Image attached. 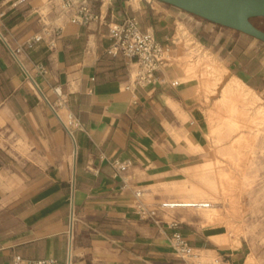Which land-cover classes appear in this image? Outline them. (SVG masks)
I'll list each match as a JSON object with an SVG mask.
<instances>
[{
    "label": "crops",
    "instance_id": "0c3cea01",
    "mask_svg": "<svg viewBox=\"0 0 264 264\" xmlns=\"http://www.w3.org/2000/svg\"><path fill=\"white\" fill-rule=\"evenodd\" d=\"M126 17L174 56L177 34L187 35L224 66L213 67L264 92V42L161 1L106 0L99 21L63 18L54 49L40 42L14 56L52 14L47 0H0V264L14 256L60 264H179L170 229L141 219L133 192L141 191L148 206L169 201L163 187L194 198L185 180L201 169L206 143L196 120L205 108L194 82L177 80L184 76L177 64L156 73L164 83L131 82L127 58L107 52V24ZM254 21L264 30V18ZM55 89L64 100L57 111L79 122L72 138L50 108ZM113 159L128 163L125 187L112 174ZM185 208L197 209H179ZM175 210L157 216L178 221L191 246L227 256L191 215Z\"/></svg>",
    "mask_w": 264,
    "mask_h": 264
},
{
    "label": "rangeland",
    "instance_id": "374dc122",
    "mask_svg": "<svg viewBox=\"0 0 264 264\" xmlns=\"http://www.w3.org/2000/svg\"><path fill=\"white\" fill-rule=\"evenodd\" d=\"M253 23L257 22L253 19ZM175 41L178 54L169 52V64L183 70L184 76L177 80L195 84L197 98L205 108V117L196 120V125L206 148L198 160L200 171L185 180V190L194 198L183 200L171 188L163 187L165 199L183 200V205L209 203L207 208L175 211L191 215L213 241L212 247L226 251L225 259L234 264H264V92L244 88L243 97L226 96L222 88L232 76L213 67L222 68L223 64L185 34H177ZM221 92L223 103H219ZM59 112L65 119V110ZM200 252L207 263L219 257L216 252Z\"/></svg>",
    "mask_w": 264,
    "mask_h": 264
},
{
    "label": "built area",
    "instance_id": "2783aa9c",
    "mask_svg": "<svg viewBox=\"0 0 264 264\" xmlns=\"http://www.w3.org/2000/svg\"><path fill=\"white\" fill-rule=\"evenodd\" d=\"M49 9L52 14L51 21L44 22V25L37 33L30 36L12 53L14 56L22 48H31L36 43H44L49 50L54 49L57 40L61 38L63 26L61 20L67 18L70 23L87 25L92 21L101 19V8L105 5L106 0H47ZM96 2H99L97 4ZM108 34L111 40L107 47V52L113 56L121 55L127 58L132 66L130 79L133 84L140 87L155 86L165 82V78L156 75L163 66L169 63L170 50L162 47L155 37L147 31H141L138 21L133 17H126L119 22L110 21L108 24ZM40 73L44 69L39 66ZM177 81H172V86L177 85ZM55 93L58 98L54 104H49L50 108L57 116L58 120L66 130L67 134L72 138V131L79 127L77 118L70 112H66L65 119L62 118L57 109L62 108L64 100L57 89ZM112 174L115 178H119L122 187L126 186V171L128 163L124 160L113 159L110 162ZM134 209L141 219L148 220L158 227L166 225L170 229V246L174 256L178 259L179 264H234L224 257H217L212 262H204L202 260L199 249L191 246L188 239L181 231L180 223L170 219L163 221L158 218V211H169L182 207L191 208H207L208 203H194L183 206L175 201H163L153 206H148L142 199L141 191H134ZM11 264H60L55 259H36L27 260L20 256H14ZM63 264H70L67 260Z\"/></svg>",
    "mask_w": 264,
    "mask_h": 264
},
{
    "label": "water",
    "instance_id": "95a60500",
    "mask_svg": "<svg viewBox=\"0 0 264 264\" xmlns=\"http://www.w3.org/2000/svg\"><path fill=\"white\" fill-rule=\"evenodd\" d=\"M264 42V30L253 23L264 18V0H158ZM35 87L36 84L27 73Z\"/></svg>",
    "mask_w": 264,
    "mask_h": 264
},
{
    "label": "bare ground",
    "instance_id": "6f19581e",
    "mask_svg": "<svg viewBox=\"0 0 264 264\" xmlns=\"http://www.w3.org/2000/svg\"><path fill=\"white\" fill-rule=\"evenodd\" d=\"M244 88L246 89V87L239 80L233 78L231 80V82H229V84L224 88L223 94H226V96H227V94L228 95L232 94L234 96L243 97L242 89H244ZM241 103H242V101H241ZM200 203H203V202H200ZM188 205H189V203H186V206H188ZM208 206H209V203H208Z\"/></svg>",
    "mask_w": 264,
    "mask_h": 264
},
{
    "label": "trees",
    "instance_id": "16d2710c",
    "mask_svg": "<svg viewBox=\"0 0 264 264\" xmlns=\"http://www.w3.org/2000/svg\"><path fill=\"white\" fill-rule=\"evenodd\" d=\"M253 21V20H252ZM255 25V24H254ZM256 26V25H255ZM257 27V26H256ZM260 29V28H259Z\"/></svg>",
    "mask_w": 264,
    "mask_h": 264
}]
</instances>
